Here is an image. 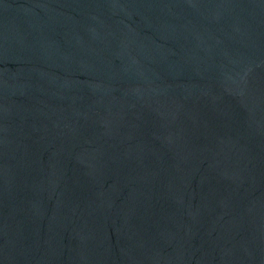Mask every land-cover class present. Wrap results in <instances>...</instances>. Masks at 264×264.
<instances>
[{
	"label": "water",
	"instance_id": "obj_1",
	"mask_svg": "<svg viewBox=\"0 0 264 264\" xmlns=\"http://www.w3.org/2000/svg\"><path fill=\"white\" fill-rule=\"evenodd\" d=\"M0 264H264V0H0Z\"/></svg>",
	"mask_w": 264,
	"mask_h": 264
}]
</instances>
